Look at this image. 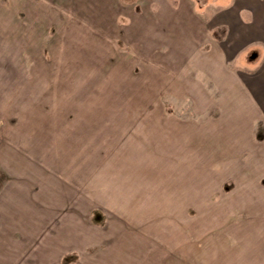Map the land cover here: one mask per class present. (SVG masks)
Masks as SVG:
<instances>
[{"label": "crops", "instance_id": "obj_1", "mask_svg": "<svg viewBox=\"0 0 264 264\" xmlns=\"http://www.w3.org/2000/svg\"><path fill=\"white\" fill-rule=\"evenodd\" d=\"M144 1L143 11L137 15L144 17L147 29L183 30L179 41L159 39L155 46L163 45L171 50L178 45L184 52L181 53L184 59H180L189 61L186 72L193 64L201 71L209 70L203 63L215 59L214 53L221 55L218 61H229L231 58L225 57V52L232 45V57L250 53L255 59L259 69L251 74L247 85L241 83L240 74V77L235 75L238 78L235 91L239 97L233 100L231 109L249 110L246 129L238 134L256 142L255 127L264 126V0L232 1L219 9L217 16L208 19L201 11H196L190 0H146L147 6ZM112 2L104 0V14H112ZM226 10L232 22H222L225 16L218 15ZM151 16L152 21H149ZM107 27L112 26H98ZM224 42H228L230 48ZM219 69L224 72V65ZM217 102L222 109L219 122L224 125V102ZM206 103H209L208 97ZM206 103L202 102V107ZM22 121L0 118V264H264L263 209L249 211L242 218L239 212L226 221V225L233 223L232 229H222L225 224L219 225L217 219L212 225L204 224L209 226L207 228L203 225L200 229L184 230L179 236L176 233L169 242L161 240V221L170 217L158 210L144 217L145 184H150L151 190L153 187L150 197L158 206L171 205L174 200L159 199L155 195L167 184L169 190L174 191L171 188L174 181L169 179L175 177L177 169L189 176L190 194L192 198L193 193L196 195L195 203L188 198L192 205L209 204V189L213 186L209 180L208 153L214 154L212 157L219 163L232 155H225L223 149L216 153L212 148L209 150V143L219 147V142L228 140L227 133L210 135L204 124L198 140L205 167L196 171L193 182L192 162L188 167H178L177 160L173 159L177 158L176 154L165 148L176 140L175 135L188 133L186 130L178 132L174 119L159 117L153 121L160 136L158 140L146 134L148 143L137 146L135 139H130V150L115 155L116 172L108 169L113 162L111 152L98 154L97 138L82 135L73 123L53 124L51 129L48 125L38 128L39 124L34 128L30 118ZM187 139L191 144L189 153H192L193 138L187 134ZM97 163L101 167L96 166L94 170ZM86 166L89 171L81 172V167ZM220 168L215 169L220 173ZM244 169L247 171L228 176L235 178L234 184L229 183L233 197L243 194L233 205L243 211L245 205H251L250 200H264L261 196L256 200L251 198L259 196L264 182L256 180L254 168ZM156 175L160 177L156 179ZM226 185L223 187L228 188ZM215 187L218 190L219 184ZM244 190L250 194L245 195ZM202 211L206 213L205 208Z\"/></svg>", "mask_w": 264, "mask_h": 264}, {"label": "rangeland", "instance_id": "obj_2", "mask_svg": "<svg viewBox=\"0 0 264 264\" xmlns=\"http://www.w3.org/2000/svg\"><path fill=\"white\" fill-rule=\"evenodd\" d=\"M112 1L113 12L106 15L104 0H0V118H16L21 123L24 118H30L34 128L38 124V128L48 125L53 129V124L73 123L82 135L97 138L98 154L102 155L106 150L111 152L113 162L108 169L114 172L117 170L115 155L130 150V139H135L137 146L147 144L148 136L158 140L160 136L153 121L159 117L174 119L178 132L186 130L193 138L192 155L187 134L175 135L176 140L165 148L176 154L177 158L173 159L177 160L178 167H188L192 162L193 182L196 171L205 167L202 166L204 160L198 140L204 124L210 135L227 133L228 140L219 142V147L209 143V150L212 148L216 153L223 149L225 155H232L219 163L212 157L214 154L208 153L209 180L213 187L209 189L207 206L192 205L189 176L179 169L175 177L169 179L174 181L175 185L171 184L174 191L169 190L167 184L155 195L159 199L174 200L171 205L158 206L150 197L153 187L151 190L150 184H145L144 217L157 210L170 217V220L161 221L162 241L169 242L176 233L182 235L184 230L200 229L208 223L212 225L217 219L219 225L225 224L222 229H232L233 223L230 221L226 225V221L239 212L242 218L249 211L264 210V200H250L252 203L244 206L245 211L239 210L240 206L235 207L233 201L243 194L233 197L229 183L234 184L235 178H228L234 172L237 175L247 171L244 168H254L256 180L264 182V126L256 125V142L247 140L245 135L239 134L246 129L249 110L231 109L234 108L233 100L239 97L235 91L238 85L235 75L240 77V74L241 83L247 85L251 74L259 69L258 63L250 53L232 57L234 46L230 48L228 42H224L230 48L225 52V57L231 58L229 61H218L221 55L214 53L215 59L203 63L210 67L209 70L201 71L193 64L186 72L189 61L182 60L184 55L181 53L184 52L178 45L177 49L171 50L167 46H155L159 39L179 41L184 33L182 29H147V22L143 24L144 17L137 15L143 11L142 0L140 3L139 0ZM190 1L196 11H201L208 19L217 16L219 9L235 0ZM144 2L147 6L148 2ZM228 11L218 14L225 16L222 22H232ZM105 24L112 27L98 28ZM221 64L225 67L224 72L219 69ZM207 97L209 103H206ZM217 101L224 102L221 106L226 114L224 125L219 122L222 109ZM202 102L206 103L204 107ZM231 134L238 135L232 137ZM141 140L146 141L142 143ZM154 147L157 149L158 144ZM96 166L101 167L97 163L93 169ZM217 166L221 167L220 173L215 169ZM88 171V166L81 167V172ZM159 177L155 176L156 179ZM217 183L218 190L214 189ZM224 184L228 188H224ZM258 192L259 196L251 198H264V189ZM192 201H196L195 193Z\"/></svg>", "mask_w": 264, "mask_h": 264}]
</instances>
